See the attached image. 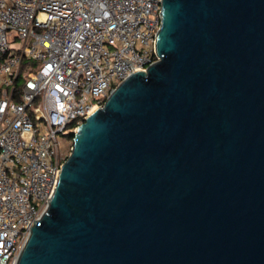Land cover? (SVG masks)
Returning <instances> with one entry per match:
<instances>
[{
  "label": "water",
  "instance_id": "water-1",
  "mask_svg": "<svg viewBox=\"0 0 264 264\" xmlns=\"http://www.w3.org/2000/svg\"><path fill=\"white\" fill-rule=\"evenodd\" d=\"M162 1L18 264H264V0Z\"/></svg>",
  "mask_w": 264,
  "mask_h": 264
},
{
  "label": "built area",
  "instance_id": "built-area-1",
  "mask_svg": "<svg viewBox=\"0 0 264 264\" xmlns=\"http://www.w3.org/2000/svg\"><path fill=\"white\" fill-rule=\"evenodd\" d=\"M162 4L0 0V264H18L48 210L74 147L69 134L159 60Z\"/></svg>",
  "mask_w": 264,
  "mask_h": 264
},
{
  "label": "rangeland",
  "instance_id": "rangeland-1",
  "mask_svg": "<svg viewBox=\"0 0 264 264\" xmlns=\"http://www.w3.org/2000/svg\"><path fill=\"white\" fill-rule=\"evenodd\" d=\"M24 42L23 40H14V42H12V46L13 47H23ZM72 151L70 152L69 156L71 155Z\"/></svg>",
  "mask_w": 264,
  "mask_h": 264
},
{
  "label": "trees",
  "instance_id": "trees-1",
  "mask_svg": "<svg viewBox=\"0 0 264 264\" xmlns=\"http://www.w3.org/2000/svg\"><path fill=\"white\" fill-rule=\"evenodd\" d=\"M20 81V80H19ZM69 136L71 137V138H75V133L74 132H71L70 134H69Z\"/></svg>",
  "mask_w": 264,
  "mask_h": 264
}]
</instances>
